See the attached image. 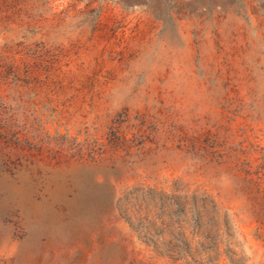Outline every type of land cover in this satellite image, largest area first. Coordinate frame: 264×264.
Listing matches in <instances>:
<instances>
[{
  "label": "rangeland",
  "instance_id": "374dc122",
  "mask_svg": "<svg viewBox=\"0 0 264 264\" xmlns=\"http://www.w3.org/2000/svg\"><path fill=\"white\" fill-rule=\"evenodd\" d=\"M0 264H264V0H0Z\"/></svg>",
  "mask_w": 264,
  "mask_h": 264
}]
</instances>
